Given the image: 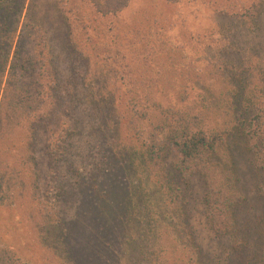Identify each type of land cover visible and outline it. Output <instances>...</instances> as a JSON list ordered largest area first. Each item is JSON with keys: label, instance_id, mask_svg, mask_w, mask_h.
Wrapping results in <instances>:
<instances>
[{"label": "rangeland", "instance_id": "obj_1", "mask_svg": "<svg viewBox=\"0 0 264 264\" xmlns=\"http://www.w3.org/2000/svg\"><path fill=\"white\" fill-rule=\"evenodd\" d=\"M8 1L0 25L14 35L12 43L0 42V85H22L34 118L1 127L0 263L12 256L21 264H81L67 254L63 235L64 219L94 230L86 193L76 191L85 182L103 216L120 222L115 256L105 264H155L138 235L136 252L125 243L127 98L149 92L148 100L176 103L186 90L190 103L209 85L215 95L223 81L248 91L251 79L264 78V0H124L116 15L99 12L123 0ZM143 121L147 128L151 120ZM149 130L166 146L195 264H264V166L252 161L255 140L245 138L247 149L244 138L228 139L242 200L235 234L216 235L205 219L196 162L179 160L165 123L152 118ZM108 173L124 185L107 182Z\"/></svg>", "mask_w": 264, "mask_h": 264}, {"label": "trees", "instance_id": "obj_2", "mask_svg": "<svg viewBox=\"0 0 264 264\" xmlns=\"http://www.w3.org/2000/svg\"><path fill=\"white\" fill-rule=\"evenodd\" d=\"M9 4L8 0H0V9L10 11ZM115 4V7L114 4L108 5L106 11L99 13L116 15L125 6L124 0ZM1 15L5 17V13ZM75 18L84 25L81 13L76 12ZM13 35V30L8 31L5 25H0V42L12 43ZM21 69L24 72L29 70L23 64ZM3 75L4 69L0 68V84ZM209 89L210 85L207 91H201L197 95L199 97L190 103H187L189 93L186 90L177 93L176 103H162L155 98L148 100L146 96L149 92H142L141 95L134 93L127 98L128 106L132 105L128 122L130 140L123 149L129 159L126 170L130 180L125 188V201L123 199L120 204L130 228L128 237L125 235V243L136 252L134 236L138 235L155 264H195V245L175 200L177 189L173 187L172 172L167 169L164 160L166 146L149 133L152 118L166 124L170 146L179 160L188 164L196 162V171L205 188V219L216 235L235 234L237 206L242 200L229 137L244 138L247 149L251 147L247 146L245 138L254 139L252 161L264 166V78L251 79L248 91L224 81L215 95ZM29 101L22 85L8 88L0 85V133L3 123L25 126L33 120L34 111L29 108ZM224 101L228 104L225 105ZM139 103H143L141 108L137 107ZM149 107L156 111L152 117L146 112ZM145 118L151 120L147 128L144 126ZM106 176L107 182H122L116 174L108 173ZM76 191L81 195L86 193L87 199L83 204L87 202L91 207L89 221L93 222L94 230L82 226L79 220L64 219L65 250L81 264H105L106 257L115 256L112 244L118 240L115 230L120 222L113 214L110 218L103 216L87 192L85 182ZM78 205L81 211L82 204L79 202ZM0 264L21 263L12 256H4Z\"/></svg>", "mask_w": 264, "mask_h": 264}]
</instances>
